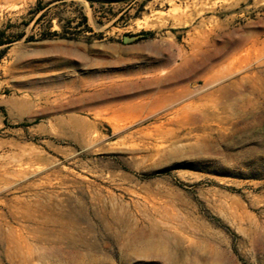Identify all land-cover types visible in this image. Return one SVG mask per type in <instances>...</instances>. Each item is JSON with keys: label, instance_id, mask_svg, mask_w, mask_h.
Here are the masks:
<instances>
[{"label": "rangeland", "instance_id": "1", "mask_svg": "<svg viewBox=\"0 0 264 264\" xmlns=\"http://www.w3.org/2000/svg\"><path fill=\"white\" fill-rule=\"evenodd\" d=\"M5 29L0 264H264V0H0Z\"/></svg>", "mask_w": 264, "mask_h": 264}, {"label": "trees", "instance_id": "2", "mask_svg": "<svg viewBox=\"0 0 264 264\" xmlns=\"http://www.w3.org/2000/svg\"><path fill=\"white\" fill-rule=\"evenodd\" d=\"M45 8L44 7H41L40 6V2H39V6H37L36 8H35V10H34V13H39L40 11H42V10H44ZM45 14H43L41 17H43ZM85 18V17H84ZM86 19V18H85ZM6 29L5 30H1L0 31V47H2V46H5V45H8V44H10V43H12V42H14V41H16V40H18V39H20L21 38V36H19V37H17V38H15L14 40H13V38H10L9 36H6Z\"/></svg>", "mask_w": 264, "mask_h": 264}, {"label": "bare ground", "instance_id": "3", "mask_svg": "<svg viewBox=\"0 0 264 264\" xmlns=\"http://www.w3.org/2000/svg\"><path fill=\"white\" fill-rule=\"evenodd\" d=\"M60 233H61V231H60ZM63 234V233H62ZM74 234V233H73ZM77 237V236H76ZM82 237V236H81ZM68 239H70V237H68ZM86 241V240H85ZM63 242V241H62ZM87 242H88V240H87ZM59 245V244H58ZM65 245V244H64ZM53 246V245H52ZM66 246H68V245H66ZM58 247H60V246H58ZM71 249V248H70ZM63 250V249H62Z\"/></svg>", "mask_w": 264, "mask_h": 264}, {"label": "water", "instance_id": "4", "mask_svg": "<svg viewBox=\"0 0 264 264\" xmlns=\"http://www.w3.org/2000/svg\"><path fill=\"white\" fill-rule=\"evenodd\" d=\"M129 39L128 38H125L124 41L127 42Z\"/></svg>", "mask_w": 264, "mask_h": 264}]
</instances>
